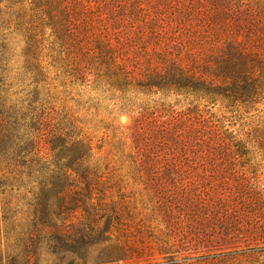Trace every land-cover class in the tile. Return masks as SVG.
<instances>
[{
  "label": "rangeland",
  "instance_id": "rangeland-1",
  "mask_svg": "<svg viewBox=\"0 0 264 264\" xmlns=\"http://www.w3.org/2000/svg\"><path fill=\"white\" fill-rule=\"evenodd\" d=\"M89 1L109 33L122 39L124 62L143 81L161 83L167 73L161 78L152 73L172 60L190 69L197 65L206 78L218 71L223 40L214 39L220 31L213 19L231 0ZM23 49L18 35L0 49V99L7 108L28 109L37 129L54 119L91 147L82 166L99 177L102 226L115 217L114 210L120 221L107 244L123 249L124 257L114 264H264V99L252 108L226 109L189 95L147 90L143 81L116 90L108 77L90 78L88 66L80 81L71 76L53 91L33 83ZM67 53L69 69H79L83 55ZM177 127L185 128L184 138L173 136ZM196 136L208 145L196 147ZM236 143L254 152L263 167L251 176L261 200L229 174ZM98 250L87 249L86 264H94ZM36 258L37 264H84L69 253L56 257L47 250Z\"/></svg>",
  "mask_w": 264,
  "mask_h": 264
},
{
  "label": "trees",
  "instance_id": "trees-1",
  "mask_svg": "<svg viewBox=\"0 0 264 264\" xmlns=\"http://www.w3.org/2000/svg\"><path fill=\"white\" fill-rule=\"evenodd\" d=\"M231 1L230 7L217 9L213 19L220 31L214 39L220 38L223 45L217 59L220 67L208 78L196 72L197 65L190 69L174 60L152 73L161 78L165 71L166 83V78L155 83L135 76L124 62L122 39L109 33L89 0H0V49L5 50L9 36L22 37L24 69L33 83L53 91L66 84L63 79L75 76L80 81L92 68L90 78L98 82L108 77L116 90L143 81L147 90L189 95L226 109L252 108L264 99V0ZM69 47L84 57L74 71L66 63L71 58ZM38 101L42 100L35 98ZM53 120L37 129L28 109L7 108V101L0 99V264H37L42 250L56 257L69 253L86 264L87 249L98 246L94 264H114L124 257L123 249L107 244L120 221L114 210L115 217L102 226L99 177L82 166L91 147L86 149ZM187 122L195 124L191 119ZM176 129L173 136L184 138L185 128ZM194 141L196 147L208 145L204 137L196 136ZM42 144L48 153L42 154ZM234 147L228 160L230 176L261 200L262 193L251 181L261 167L257 155L241 143ZM246 192L243 197L249 195Z\"/></svg>",
  "mask_w": 264,
  "mask_h": 264
}]
</instances>
